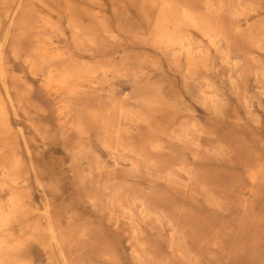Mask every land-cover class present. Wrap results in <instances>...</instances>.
<instances>
[{"label":"rangeland","instance_id":"obj_1","mask_svg":"<svg viewBox=\"0 0 264 264\" xmlns=\"http://www.w3.org/2000/svg\"><path fill=\"white\" fill-rule=\"evenodd\" d=\"M0 264H264V0H0Z\"/></svg>","mask_w":264,"mask_h":264},{"label":"bare ground","instance_id":"obj_2","mask_svg":"<svg viewBox=\"0 0 264 264\" xmlns=\"http://www.w3.org/2000/svg\"><path fill=\"white\" fill-rule=\"evenodd\" d=\"M56 1H57V0H56ZM242 2H243V1H242ZM246 4H247V3H246ZM61 6H62V5H60V7H61ZM61 8H63V7H61ZM64 8H65V7H64ZM64 10H65V9H64ZM66 10H67V9H66ZM65 12H66V11H65ZM66 15H67V14H66ZM160 35H162V34H160ZM174 35H175V34H174ZM177 35H178V34H177ZM177 35H176V36H177ZM178 36H179V35H178ZM186 36H187V35H186ZM165 39L167 40V37H165ZM186 39H187L188 41H186L185 44H196L195 41H194V39H193L192 37L188 36ZM161 40H162V39H161ZM164 41H165V40H164ZM174 41H175V40H174ZM160 42H161V41H160ZM170 42H171V40H170ZM177 42H178V41H177ZM182 43H184V41H182ZM164 44H165V43H164ZM180 45H181V43H180ZM165 46H166V45H165ZM167 46H169V45L167 44ZM171 47H172V48H171ZM171 47H168V48H169V49H170V48L173 49V44H172ZM184 47H185V45H184ZM186 47H187V46H186ZM180 48H181V47H180ZM180 48H178V49H180ZM188 48H189V47H188ZM175 49H177V48H175ZM188 50H189V49H188ZM185 51H186V49H185ZM181 54H182V53H181ZM190 54H191V53H189V55H190ZM187 56H188V55H187ZM185 57H186V55H185ZM185 60H186V59H185ZM187 63H188V62H187ZM226 66H227V64H226ZM225 71H226V70H225ZM229 71H230V70H229ZM226 73H227V72H226ZM229 73H230V72H228L227 75H228ZM224 74H225V73H224ZM224 76H225V75H224ZM196 78H197V77H196ZM201 78H202V77H200V78L198 77V80L201 79ZM228 78H230V76L227 77V79H228ZM231 78H232V77H231ZM231 78H230V80H231ZM194 79H195V78H194ZM202 79L205 81L204 77H203ZM198 80H197V81H198ZM228 80H229V79H228ZM232 80H234V79L232 78ZM232 80H231L230 82H232ZM192 81H193V80H192ZM195 81H196V80H195ZM202 82H203V81H202ZM202 82H201V83H202ZM201 83H200V84H201ZM192 84H193V83H192ZM203 84H205V83H203ZM193 86H194V85H193ZM201 86H202V85H201ZM207 86H208V84H207ZM204 88H205V87H204ZM198 89H199V88H198ZM199 90H200V89H199ZM199 92H200V91H199ZM202 93H203V92H202ZM204 94H205V93H204ZM204 94H203V95H204ZM200 95H201V93H200ZM206 96H207V95H206ZM204 97H205V96H204ZM207 97H208V96H207ZM205 100H206V97H205ZM178 131H179V129H178ZM181 131H182V130H181ZM182 132H183V131H182ZM187 135H188V134H187ZM180 137H181V136H180ZM184 139H185V138H184ZM184 139H183V140H184ZM6 192H7V189H6ZM6 192H5V193H6ZM3 195H4V194H3Z\"/></svg>","mask_w":264,"mask_h":264}]
</instances>
